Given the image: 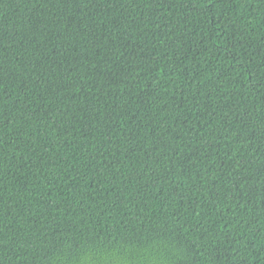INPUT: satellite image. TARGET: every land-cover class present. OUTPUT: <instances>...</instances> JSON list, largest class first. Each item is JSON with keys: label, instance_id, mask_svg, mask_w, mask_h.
<instances>
[{"label": "trees", "instance_id": "obj_1", "mask_svg": "<svg viewBox=\"0 0 264 264\" xmlns=\"http://www.w3.org/2000/svg\"><path fill=\"white\" fill-rule=\"evenodd\" d=\"M0 264H264V0H0Z\"/></svg>", "mask_w": 264, "mask_h": 264}]
</instances>
